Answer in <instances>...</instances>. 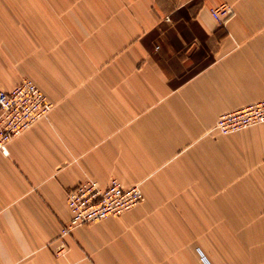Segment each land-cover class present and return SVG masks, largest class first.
I'll return each instance as SVG.
<instances>
[{"label": "crops", "instance_id": "crops-1", "mask_svg": "<svg viewBox=\"0 0 264 264\" xmlns=\"http://www.w3.org/2000/svg\"><path fill=\"white\" fill-rule=\"evenodd\" d=\"M32 42L66 67L0 152V264H264V124L213 129L264 100V0H0V59ZM88 179L143 199L63 236Z\"/></svg>", "mask_w": 264, "mask_h": 264}, {"label": "built area", "instance_id": "built-area-1", "mask_svg": "<svg viewBox=\"0 0 264 264\" xmlns=\"http://www.w3.org/2000/svg\"><path fill=\"white\" fill-rule=\"evenodd\" d=\"M211 14L217 21L224 22L234 15V11L229 4H223ZM51 110L52 105L46 96L29 80L9 91H0V152L6 155L7 143L47 117ZM261 124H264V100L220 115L213 129L218 134L228 135ZM142 199L138 186L125 189L116 179H111L105 187L92 179L82 181L66 193L71 216L62 235L79 226L117 217Z\"/></svg>", "mask_w": 264, "mask_h": 264}, {"label": "rangeland", "instance_id": "rangeland-1", "mask_svg": "<svg viewBox=\"0 0 264 264\" xmlns=\"http://www.w3.org/2000/svg\"><path fill=\"white\" fill-rule=\"evenodd\" d=\"M15 30L16 32L18 31V29ZM33 38V35L32 38L28 34L27 37L25 36V39L33 40ZM38 49L39 45L35 42L21 43V48H17V46L12 45L11 53H9L10 58L0 59L2 69H4L6 72L5 79L7 81H13L15 75H19L17 80L14 81L15 83L13 82L14 86L25 80L33 82L31 79L36 81L40 80L42 83H50L52 78L50 75V70L51 67L54 66V63L55 65H58V67H66L65 61L63 62L62 60H60L58 63H53L49 56L45 57L47 53L43 55V59H37L36 55H38V53L36 51ZM59 78L63 80L65 79V77Z\"/></svg>", "mask_w": 264, "mask_h": 264}]
</instances>
